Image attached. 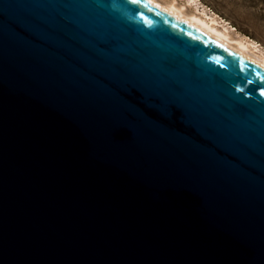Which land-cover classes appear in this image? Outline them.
<instances>
[{
    "label": "water",
    "instance_id": "obj_1",
    "mask_svg": "<svg viewBox=\"0 0 264 264\" xmlns=\"http://www.w3.org/2000/svg\"><path fill=\"white\" fill-rule=\"evenodd\" d=\"M262 92L148 0H0V264H264Z\"/></svg>",
    "mask_w": 264,
    "mask_h": 264
},
{
    "label": "bare ground",
    "instance_id": "obj_2",
    "mask_svg": "<svg viewBox=\"0 0 264 264\" xmlns=\"http://www.w3.org/2000/svg\"><path fill=\"white\" fill-rule=\"evenodd\" d=\"M167 13L206 33L226 47L264 67V48L246 35L231 31L226 23L205 11L196 0H148ZM188 5V6H187ZM192 5V8H187Z\"/></svg>",
    "mask_w": 264,
    "mask_h": 264
},
{
    "label": "rangeland",
    "instance_id": "obj_3",
    "mask_svg": "<svg viewBox=\"0 0 264 264\" xmlns=\"http://www.w3.org/2000/svg\"><path fill=\"white\" fill-rule=\"evenodd\" d=\"M196 1L204 7L206 12L214 14L226 23L231 31L246 35L264 48V0ZM187 8H192V5Z\"/></svg>",
    "mask_w": 264,
    "mask_h": 264
},
{
    "label": "snow or ice",
    "instance_id": "obj_4",
    "mask_svg": "<svg viewBox=\"0 0 264 264\" xmlns=\"http://www.w3.org/2000/svg\"><path fill=\"white\" fill-rule=\"evenodd\" d=\"M133 3H136V0H132ZM243 70V69H242ZM261 95H264V92L261 93Z\"/></svg>",
    "mask_w": 264,
    "mask_h": 264
},
{
    "label": "clouds",
    "instance_id": "obj_5",
    "mask_svg": "<svg viewBox=\"0 0 264 264\" xmlns=\"http://www.w3.org/2000/svg\"><path fill=\"white\" fill-rule=\"evenodd\" d=\"M113 7H116V5H115V4H113Z\"/></svg>",
    "mask_w": 264,
    "mask_h": 264
}]
</instances>
